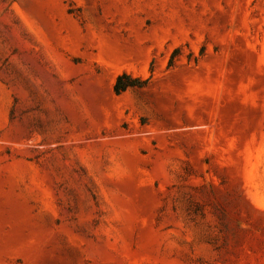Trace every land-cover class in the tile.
I'll return each instance as SVG.
<instances>
[{
  "label": "rangeland",
  "instance_id": "obj_1",
  "mask_svg": "<svg viewBox=\"0 0 264 264\" xmlns=\"http://www.w3.org/2000/svg\"><path fill=\"white\" fill-rule=\"evenodd\" d=\"M0 264H264V0H0Z\"/></svg>",
  "mask_w": 264,
  "mask_h": 264
},
{
  "label": "trees",
  "instance_id": "obj_2",
  "mask_svg": "<svg viewBox=\"0 0 264 264\" xmlns=\"http://www.w3.org/2000/svg\"><path fill=\"white\" fill-rule=\"evenodd\" d=\"M139 82V78L132 77L130 74L123 72L116 76V79L113 83V91L116 94H119L128 87L136 86Z\"/></svg>",
  "mask_w": 264,
  "mask_h": 264
}]
</instances>
